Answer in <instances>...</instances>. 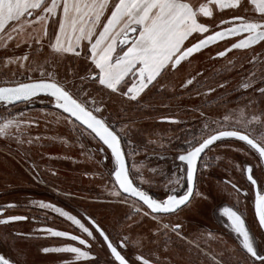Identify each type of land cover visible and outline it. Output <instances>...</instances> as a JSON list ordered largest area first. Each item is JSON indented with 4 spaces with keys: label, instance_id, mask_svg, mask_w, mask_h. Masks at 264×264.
<instances>
[{
    "label": "snow or ice",
    "instance_id": "snow-or-ice-1",
    "mask_svg": "<svg viewBox=\"0 0 264 264\" xmlns=\"http://www.w3.org/2000/svg\"><path fill=\"white\" fill-rule=\"evenodd\" d=\"M0 39L4 41L5 49L10 46L9 42L16 48L23 44L29 49L22 56L8 55L3 61L5 67L15 66L16 71L13 79L0 81V105L7 110L17 102H30L44 94L66 114L64 119L74 126V131L98 140L99 151L111 162L109 175L113 188L109 195L141 216V222L149 217L155 222V231L147 237L150 244L169 232L177 240H186L183 223L179 220L165 223L164 218L177 215L183 210L182 206L191 202L198 168L211 166L201 162L217 142H243L240 150L245 155L251 153L253 159L264 165V110L259 115L249 111L250 107L264 103V99L248 100L243 107L226 109L217 118L205 117L199 133L186 139L174 156L176 172L168 181L173 187L162 194L155 193L151 190V179H144L135 164L129 166L127 158L134 156L135 151L128 138V125L117 128L110 122L93 94L106 92L111 96L119 93L129 102L138 103L141 94L164 73L178 70L182 61L213 44L223 41L228 45L216 51L215 56L220 58L233 50H250L256 45L264 47V0H0ZM45 39L51 59L40 65L32 61L31 56L43 46ZM69 54L83 66V74L75 73L72 81L59 75V66ZM33 63L39 71V77L35 79L26 75ZM18 74L19 78H16ZM76 80L80 81L79 85ZM192 83V79L187 81L188 85ZM250 87L251 81L242 85L245 90ZM214 91L207 89L208 93ZM256 91L264 98V87ZM161 119L172 120L171 117ZM29 123L23 112L0 114V138L24 142L21 129ZM27 142L32 143L31 140ZM124 142L129 145L127 152ZM109 150L110 156L107 155ZM240 169L250 185L257 189L255 216L262 230L260 239H256L257 234L251 232L242 214L233 207H221L219 212L224 226L235 237L237 248L233 252L242 253L235 264H264V179L258 183L251 163ZM261 172L264 173V167ZM39 206L52 209L79 229V234L53 227L40 229L65 241L60 246L41 248L44 254H63L58 257L61 264H96L92 244L97 242V236L111 257L108 264H161L158 258L144 254V240L134 243L132 237L124 233H118L114 240L91 215L78 218L43 201ZM4 211L0 208V215ZM126 218L134 220V216L127 214ZM27 219L23 215H7L0 219V224ZM196 251L198 256L205 258V264H227L222 256L218 259L199 243ZM0 264L20 262L0 252Z\"/></svg>",
    "mask_w": 264,
    "mask_h": 264
},
{
    "label": "rangeland",
    "instance_id": "rangeland-1",
    "mask_svg": "<svg viewBox=\"0 0 264 264\" xmlns=\"http://www.w3.org/2000/svg\"><path fill=\"white\" fill-rule=\"evenodd\" d=\"M49 31L51 32V28ZM9 45L5 49L4 41L0 39V81L13 79V72L16 71L15 66H4L3 61L7 56H22L24 52L29 51L23 44L19 48H16L13 42H9ZM227 46L221 41L182 61L178 70L164 73L158 82L150 85L138 98V103L129 102L119 93L111 96L106 92L93 93L98 103L102 104L104 115L110 122L115 123L117 128L128 125V138L131 139V147L136 153L133 160H136V166L144 179H148L145 176L146 158H168L174 157L176 153L150 152L167 146L176 148L174 142L182 133L184 135L180 143L183 147L186 139L199 133L205 117L214 119L226 109L243 107L248 100L264 99L256 91L264 87V47L237 50L226 57L215 58L214 52ZM50 59L48 41L45 39L43 46L32 54L31 60L44 65L45 61ZM77 72L83 74L80 61L71 57V54L63 58L59 75L72 81ZM27 74L32 75L34 79L39 77L35 63ZM16 78H19V74ZM189 79H193L191 85L187 84ZM248 81H251L252 87L245 90L242 85ZM76 83L79 85L80 81L76 80ZM208 88L215 91L208 93ZM24 105L8 106L7 110L0 106V114H6L7 111L13 115L23 112L24 118L30 122L21 129L24 142L20 139L0 138V208L5 209L0 219H5L7 215L34 217L0 224V252L11 255L20 264H61L58 257L63 254H44L41 251L44 246L61 242L51 240L50 236L40 229H69L58 213L52 214V209L39 206L41 201L51 203L49 191L54 192L50 195H55L64 203L68 200L74 207L86 209L112 234L124 233L132 237L135 229H132L130 219L126 218V214L130 216L129 207L119 204L115 197L109 195L113 188L109 175L111 163L109 160H103L104 154L99 151V142L87 134L81 136L80 132L74 131V126L65 121V114L55 109L26 108ZM261 110H264V103H258L255 108L249 109L257 115ZM202 112L204 116L201 115ZM161 117H171L172 120H162ZM29 140L32 143H28ZM125 145L128 151L127 142ZM240 149L241 145L228 142L215 146L205 156L204 162L210 163L211 166L201 168V182L195 194L198 200L189 211L192 214L201 213L195 216L196 221L201 219L200 221L204 222L210 219L213 203L216 206L222 203L221 199L230 200L238 207L242 206L240 195L216 179L224 175L233 181H239L243 174L240 159L245 154ZM128 157L132 159V156ZM246 157L247 161L257 164L249 154ZM8 204H15L16 207L7 208ZM241 208L246 210L249 225L259 240L260 230L250 205ZM18 233L24 235H17ZM138 234L141 236L143 232ZM224 234L226 237L220 234L212 236L219 247H211V250L217 258L224 257L227 264H235L242 253L233 252L237 243L233 238H228L230 235L226 231ZM166 250L171 252L170 255L179 256L190 264H205L203 259V263L201 262L196 248L167 247ZM103 252L101 247H92L93 255H104Z\"/></svg>",
    "mask_w": 264,
    "mask_h": 264
},
{
    "label": "flooded vegetation",
    "instance_id": "flooded-vegetation-1",
    "mask_svg": "<svg viewBox=\"0 0 264 264\" xmlns=\"http://www.w3.org/2000/svg\"><path fill=\"white\" fill-rule=\"evenodd\" d=\"M220 42H218V43H220ZM214 45H216V44H213L211 46H214ZM211 46H209L208 48H210ZM258 46L259 45H256L253 47H258ZM208 48H205L202 51H205ZM233 51H237V50H233ZM214 53H216V52H214ZM256 53H257V51H256ZM215 58H220V57H215ZM182 135H184V134L183 133L180 134L179 137L176 138L177 141L174 142L175 146H177L176 148H171V147L167 146V147L161 148L160 150L152 151V152H150V154H153V152L154 153H156V152L162 153V154H165V152H177L179 149L182 148L181 143H180L183 140ZM233 143H237V144L242 146L243 142L233 141ZM99 144H100V142H99ZM217 145H220V143L217 142ZM123 147L125 148V151L127 152L125 142L123 143ZM135 150L137 151L138 149H135ZM140 150H142V149H140ZM249 155L252 157L251 153H249ZM134 157L135 156H132V159H129V157L127 158L130 167L133 164L136 165V160H133ZM165 157L159 158V159L154 158L152 160L151 159L149 160L148 158H146V163H145L146 164L145 176L148 179H151V181H152V189L151 190L155 193H158V194H162L165 191L169 190L171 187H173V185H169L168 181L170 178H174L172 174L176 172V162H174V157H168V158H165ZM240 161H241L242 165H245L246 163H251L253 165L256 178L258 179V183L261 179H264V173L261 172V167H264V166L260 165L259 161L257 159H255V161L257 163L255 165L251 161H247V157L244 154L241 156ZM203 162L204 161H202L201 163L203 164ZM109 163H111V162L109 161ZM110 167H111V164H110ZM201 168H202V166L198 168V172H197L198 179H197L194 194L190 198L191 202L187 206H182L183 210L180 211L177 215H173L171 217H165L164 218L165 223H167L169 220L181 221L184 225L183 231L187 234L186 240H184V241L177 240L175 238L174 234H171L169 232V235L161 236L151 244L148 243L147 237L149 236V234L151 232L155 231V228H156L155 222H153L150 217L147 219H143V222H141L142 217L135 215L132 212V210L129 208L131 211L130 216H134V220H130L131 221L130 225L132 226V229H135L134 233L132 235L133 242L137 243L141 240H144V244H145V247L143 249L144 254L146 256L151 254L152 258H154V259L158 258L161 261V264H190L186 260H181L179 256L170 255L171 252L166 250L167 247H174V248H176V247H178V248L190 247V249H191V248H196V244L199 243L200 246L205 251H209L210 253L214 254L213 250H211V249L219 247V244L216 242V240L214 242H212L213 241L212 236H216V235L220 234V235L226 237L224 234V232L226 231V228L224 226V219L222 218V216L219 212V209L221 208L218 205L219 203L216 206H215V203H213V205H212L213 206V212L211 213V211H210V217H209L210 219H206L204 222H203V220L200 221L201 219L196 221L197 219L195 218V216H198V214H201V213L196 212V214L195 213L192 214L189 212L192 210V207L196 205V201L198 200V199L196 200L195 194L197 192V186H199V184L201 182L200 181L201 180ZM257 169H259V170H257ZM140 174H141V172H140ZM217 178L220 182L229 186L231 189H233L232 188L233 184L236 185V188L233 190L240 195V200H241L242 206H246L247 204L250 205L252 215H253L254 220L258 226V221H257V219L255 217V213H254L255 196H256L257 189L255 187L251 186L250 183L247 181L246 174L243 173L242 177L239 179L238 182L236 180L233 181L232 179H229V178L225 177L224 175H222L220 177L218 176V177H216V179ZM137 183H139V178H137ZM161 184L164 186L163 189L161 188V186H162ZM144 187L147 188L148 185L145 184ZM176 187L178 188V186H176ZM262 188H264V186H262ZM50 194H54V192L49 191V196L47 195L50 199H52V201H51L52 204H55L58 207H61L64 210L69 211L73 215H77L78 218L82 215H91V214H89V212L86 209H83L80 207H74L73 205H71L72 203L68 200H67V202L64 203L63 200H61L60 198H57L55 195H50ZM84 199L87 200V198H84ZM220 202H227V203L231 204L234 208H236L242 214L243 218H245V221H246L245 223L249 225V222H248V219L246 216V210L244 208H241L242 206L238 207L236 204L231 203L230 200L228 201V200L221 199ZM47 203H50V202L47 201ZM52 214H55V211H52ZM55 215H58V214H55ZM32 216L34 217V215H32ZM32 216L27 215L28 219L29 218L33 219ZM92 217H94V216H92ZM60 218L63 219L68 224L69 229H62V228H55V229L66 230L69 232H73L75 234H79V229H77L76 226L72 225L71 222L68 221L65 217L60 216ZM95 219L101 224V222L97 218H95ZM55 225H57V224L55 223ZM138 227H139V229H138ZM249 227L251 228L250 225H249ZM258 229H259V227H258ZM259 230H260V232L262 231L261 229H259ZM107 231L110 233L111 237L115 240L117 235L112 234V232H110L109 230H107ZM140 231L143 232V234H142L143 236L142 235L138 236L139 235L138 233H140ZM251 231L253 233L252 228H251ZM209 234H211V236H209ZM228 238L232 239L231 236H229ZM50 239L53 241L61 242V243L65 242V241H63V238H56V237L50 236ZM99 241H100V238L97 236V242L93 243L92 247H101V249H104V252H103L104 255H95V254L93 255L95 258L96 264H108V261L111 259V257L106 250V246H102ZM61 243H51V244L44 246V247L60 246ZM162 248H165L166 251L162 250ZM165 252H167L168 254L162 255V253H165ZM199 258L201 259V262H202V259H203V262L205 261V258L203 256H199ZM219 258L220 257H218V259ZM223 259H224V257H223Z\"/></svg>",
    "mask_w": 264,
    "mask_h": 264
},
{
    "label": "water",
    "instance_id": "water-1",
    "mask_svg": "<svg viewBox=\"0 0 264 264\" xmlns=\"http://www.w3.org/2000/svg\"><path fill=\"white\" fill-rule=\"evenodd\" d=\"M196 54V53H195ZM194 55V54H193ZM17 104H25L24 106L26 107V108H31V107H46V108H51V109H55V110H57V111H59V112H61L62 113V111L61 110H59V109H57L55 106H54V103H50L49 102V98L47 97V96H45L44 94H40L39 96H37V97H34V98H32V100L30 101V102H23V101H21V102H17L15 105H17ZM0 106H2V105H0ZM66 115V114H65ZM239 142V141H238ZM105 148H106V146H104ZM102 154H104L103 155V160L105 159V153H102ZM176 154V153H175ZM174 154V155H175ZM107 155L108 156H110V150L107 152ZM264 166V165H263ZM109 170H110V168H109ZM219 205V207H224V206H228V207H233L232 205H230L229 203H226V202H222V203H220V204H218ZM234 208V207H233ZM234 210H237L236 208H234ZM238 211V210H237ZM239 212V211H238ZM240 213V212H239ZM254 213H255V205H254ZM241 214V213H240ZM256 217V216H255ZM257 219V218H256ZM244 220H245V218H244ZM257 221H258V219H257ZM246 222V221H245ZM247 225V227L251 230V228L249 227V225L248 224H246ZM226 228V227H225ZM252 232V231H251ZM226 233L228 234V235H230L232 238H233V240L235 241V237H234V235H232V234H230V232H229V230L226 228Z\"/></svg>",
    "mask_w": 264,
    "mask_h": 264
},
{
    "label": "trees",
    "instance_id": "trees-1",
    "mask_svg": "<svg viewBox=\"0 0 264 264\" xmlns=\"http://www.w3.org/2000/svg\"><path fill=\"white\" fill-rule=\"evenodd\" d=\"M189 59V58H188ZM213 59H215V58H213ZM193 80V79H192ZM184 134V133H183Z\"/></svg>",
    "mask_w": 264,
    "mask_h": 264
}]
</instances>
